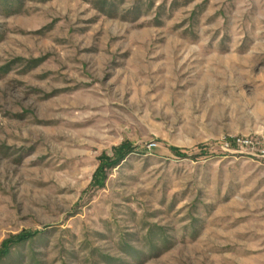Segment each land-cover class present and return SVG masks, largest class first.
Wrapping results in <instances>:
<instances>
[{
  "label": "rangeland",
  "instance_id": "rangeland-1",
  "mask_svg": "<svg viewBox=\"0 0 264 264\" xmlns=\"http://www.w3.org/2000/svg\"><path fill=\"white\" fill-rule=\"evenodd\" d=\"M263 149L264 0H0V264H264Z\"/></svg>",
  "mask_w": 264,
  "mask_h": 264
},
{
  "label": "built area",
  "instance_id": "built-area-1",
  "mask_svg": "<svg viewBox=\"0 0 264 264\" xmlns=\"http://www.w3.org/2000/svg\"><path fill=\"white\" fill-rule=\"evenodd\" d=\"M236 143L241 146H248L250 144V142H248L247 140H236ZM261 153L264 155V149L261 150Z\"/></svg>",
  "mask_w": 264,
  "mask_h": 264
},
{
  "label": "trees",
  "instance_id": "trees-1",
  "mask_svg": "<svg viewBox=\"0 0 264 264\" xmlns=\"http://www.w3.org/2000/svg\"><path fill=\"white\" fill-rule=\"evenodd\" d=\"M171 152L177 154V155H182V152L181 150L177 149V148H170Z\"/></svg>",
  "mask_w": 264,
  "mask_h": 264
}]
</instances>
